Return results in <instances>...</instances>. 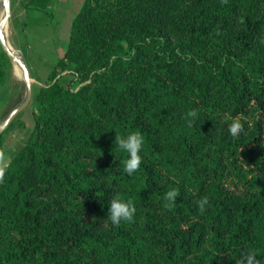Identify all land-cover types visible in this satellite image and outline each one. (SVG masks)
<instances>
[{"label": "trees", "instance_id": "trees-1", "mask_svg": "<svg viewBox=\"0 0 264 264\" xmlns=\"http://www.w3.org/2000/svg\"><path fill=\"white\" fill-rule=\"evenodd\" d=\"M49 80L0 168V264H264V0H84ZM137 131L129 175L114 141ZM117 193L132 223L107 220Z\"/></svg>", "mask_w": 264, "mask_h": 264}, {"label": "crops", "instance_id": "crops-1", "mask_svg": "<svg viewBox=\"0 0 264 264\" xmlns=\"http://www.w3.org/2000/svg\"><path fill=\"white\" fill-rule=\"evenodd\" d=\"M83 2L84 0H56L53 7L54 16L50 19L40 10L26 9L23 0H10L11 14L5 25L4 33L9 45L21 53L29 67L33 94L49 83L51 72L59 58L66 52L73 18L81 9ZM4 16L5 8L0 0V20ZM2 52L0 43V57ZM65 75L67 73L63 74ZM3 87L0 85V94ZM27 113L19 114V120L15 123L20 127L32 125L34 110L31 114ZM5 148L3 141L0 142V168L12 158L11 156L8 159L5 156Z\"/></svg>", "mask_w": 264, "mask_h": 264}, {"label": "clouds", "instance_id": "clouds-1", "mask_svg": "<svg viewBox=\"0 0 264 264\" xmlns=\"http://www.w3.org/2000/svg\"><path fill=\"white\" fill-rule=\"evenodd\" d=\"M198 113L196 110H191L186 114L185 119L197 118ZM191 127V121L189 122ZM228 130L231 136L238 137L243 131V124L240 119H233L229 125ZM115 147L128 153V158L123 160V171L131 175L136 172L140 166L142 157L140 155L141 149L144 144V137L140 132H131L126 137H121L117 133L115 138ZM4 179V172L0 170V182ZM179 193L176 190H170L165 194V199L170 202H175ZM109 210L107 220L114 226H120L121 223H132L136 213V207L131 200H124L117 193L111 200L108 201ZM199 210L203 213L206 206L209 205L208 197H203L198 201ZM241 264H257L255 253L245 252L242 254Z\"/></svg>", "mask_w": 264, "mask_h": 264}, {"label": "rangeland", "instance_id": "rangeland-1", "mask_svg": "<svg viewBox=\"0 0 264 264\" xmlns=\"http://www.w3.org/2000/svg\"><path fill=\"white\" fill-rule=\"evenodd\" d=\"M50 19H53V17ZM17 53L21 55V53H19L18 51ZM17 65H18L17 63L11 61L10 65L9 66L6 65L5 67L7 80L0 94V121L9 113V111L15 105H17L20 101H22V99L25 96V85L23 83L24 79H23L22 71L20 66L18 65L19 71L18 73L16 72ZM63 77H64L63 79H65L68 84L71 78L67 75ZM32 110H33V104L31 102L30 105L23 112L20 113V115L28 114L27 112L31 114ZM32 127H34V120L32 121V125H29L28 127H24V128L20 127L19 124L14 123L3 134V136L0 138V142L3 141L4 147L6 145L5 156H7L8 159L11 156L13 157V155L21 148V146L24 144L22 143L23 140L25 142L28 139ZM20 141L21 143H18Z\"/></svg>", "mask_w": 264, "mask_h": 264}, {"label": "water", "instance_id": "water-1", "mask_svg": "<svg viewBox=\"0 0 264 264\" xmlns=\"http://www.w3.org/2000/svg\"><path fill=\"white\" fill-rule=\"evenodd\" d=\"M3 7L5 8V16L0 20V43L3 51L7 54L12 62L17 63L22 71L24 85H25V96L17 105H15L9 113L0 121V136L10 127L13 121L18 115L23 112L32 102L33 99V87L32 77L29 67L23 56L19 55L15 49H13L4 33L5 25L10 17V0H1Z\"/></svg>", "mask_w": 264, "mask_h": 264}, {"label": "bare ground", "instance_id": "bare-ground-1", "mask_svg": "<svg viewBox=\"0 0 264 264\" xmlns=\"http://www.w3.org/2000/svg\"><path fill=\"white\" fill-rule=\"evenodd\" d=\"M19 71V67H17V72Z\"/></svg>", "mask_w": 264, "mask_h": 264}]
</instances>
